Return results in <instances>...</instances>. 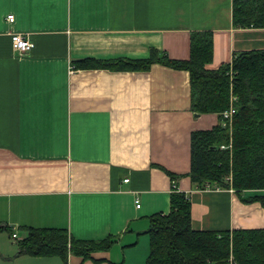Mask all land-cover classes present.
Returning <instances> with one entry per match:
<instances>
[{
  "label": "crops",
  "instance_id": "crops-1",
  "mask_svg": "<svg viewBox=\"0 0 264 264\" xmlns=\"http://www.w3.org/2000/svg\"><path fill=\"white\" fill-rule=\"evenodd\" d=\"M234 1L0 0V264H146L177 193L193 231L264 230V189L192 183L191 134L219 116L196 115L188 71L155 60L187 61L193 32L212 34L209 70L264 50V28L233 24ZM11 33L34 48L18 54ZM119 60L145 65L105 66ZM29 229L65 231L66 258L20 252Z\"/></svg>",
  "mask_w": 264,
  "mask_h": 264
},
{
  "label": "trees",
  "instance_id": "trees-1",
  "mask_svg": "<svg viewBox=\"0 0 264 264\" xmlns=\"http://www.w3.org/2000/svg\"><path fill=\"white\" fill-rule=\"evenodd\" d=\"M232 16L235 26L264 28V0H235ZM212 58V34L193 32L187 61L170 60L165 55L155 59L167 67L188 71L191 109L196 115L219 116L217 126L191 134V181L199 190L207 185L212 190L231 189L237 194L264 189V50L235 54L229 64L217 70L207 69ZM151 61L153 57L146 65ZM141 65L145 63L119 60L105 66L127 70ZM79 66L89 68L90 62ZM231 106L235 113L223 127L222 113ZM260 200L264 204V199ZM170 203L168 215L152 220L146 264H230L231 258L233 264H264V230L193 231L191 206L185 195L173 194ZM68 243L63 230L29 229L19 248L34 256L66 258ZM98 245L108 248L110 242L78 244L82 254ZM74 247L71 242L70 248Z\"/></svg>",
  "mask_w": 264,
  "mask_h": 264
},
{
  "label": "built area",
  "instance_id": "built-area-1",
  "mask_svg": "<svg viewBox=\"0 0 264 264\" xmlns=\"http://www.w3.org/2000/svg\"><path fill=\"white\" fill-rule=\"evenodd\" d=\"M7 21L9 23H12L14 21L13 16L12 15L7 16ZM10 38H11V41L13 43L14 49L16 50V52L18 54H25V53L31 51L34 48V44L29 39L25 38L21 34L11 33L10 34ZM234 113H235V109L232 106L228 110H226V111H224L222 113V119L223 120L221 122V125L223 127H225L227 125V121H229L231 119V117H232V115ZM221 149H224V146H221ZM204 190H212V189H210V187L207 185ZM214 190H219V189L217 188V189H214ZM136 206H137V208L140 207V204H139L138 200H136ZM11 239L13 241H16L17 240V235L16 234H12Z\"/></svg>",
  "mask_w": 264,
  "mask_h": 264
},
{
  "label": "rangeland",
  "instance_id": "rangeland-1",
  "mask_svg": "<svg viewBox=\"0 0 264 264\" xmlns=\"http://www.w3.org/2000/svg\"><path fill=\"white\" fill-rule=\"evenodd\" d=\"M231 190V189H230ZM232 192H234L233 190H231Z\"/></svg>",
  "mask_w": 264,
  "mask_h": 264
}]
</instances>
